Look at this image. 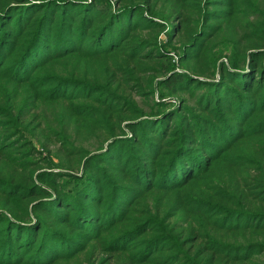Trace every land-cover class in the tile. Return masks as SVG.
Segmentation results:
<instances>
[{
  "label": "trees",
  "instance_id": "1",
  "mask_svg": "<svg viewBox=\"0 0 264 264\" xmlns=\"http://www.w3.org/2000/svg\"><path fill=\"white\" fill-rule=\"evenodd\" d=\"M264 0H0V264H264Z\"/></svg>",
  "mask_w": 264,
  "mask_h": 264
},
{
  "label": "rangeland",
  "instance_id": "2",
  "mask_svg": "<svg viewBox=\"0 0 264 264\" xmlns=\"http://www.w3.org/2000/svg\"><path fill=\"white\" fill-rule=\"evenodd\" d=\"M262 259H263V261H264V257H263V256L261 257V260H262Z\"/></svg>",
  "mask_w": 264,
  "mask_h": 264
}]
</instances>
